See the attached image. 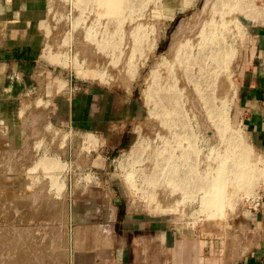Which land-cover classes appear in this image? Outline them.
I'll return each instance as SVG.
<instances>
[{
  "label": "rangeland",
  "instance_id": "obj_1",
  "mask_svg": "<svg viewBox=\"0 0 264 264\" xmlns=\"http://www.w3.org/2000/svg\"><path fill=\"white\" fill-rule=\"evenodd\" d=\"M216 1L126 0L117 18L87 0H34L40 55L25 67L30 78L0 96V264H115L124 258L138 264L141 252L129 231L146 224L165 233L183 229L185 243L195 232L209 243L205 256L212 263L221 240L236 243L264 189V152L235 108L237 62L258 22L260 1L238 0L237 9L236 0ZM212 4L221 5L219 11ZM219 43L227 56L216 65L207 56ZM214 68L222 70L218 77L211 74ZM201 69L211 74L206 84L216 86L203 87L210 108L228 114L221 130L202 104L193 107ZM98 91L134 101V116L121 126L128 143L113 154H107L104 138L82 131L70 113L71 99ZM174 106L195 135L189 156L196 168L183 166L180 175L199 179L182 186L185 198L170 179L172 158L180 161V145L188 144L177 143L185 128L169 121ZM47 160L56 166L48 168ZM242 162L250 168V183L231 172ZM224 167L231 174L227 198L223 208L210 212L205 176L210 182ZM159 253L153 250L151 257Z\"/></svg>",
  "mask_w": 264,
  "mask_h": 264
},
{
  "label": "crops",
  "instance_id": "obj_2",
  "mask_svg": "<svg viewBox=\"0 0 264 264\" xmlns=\"http://www.w3.org/2000/svg\"><path fill=\"white\" fill-rule=\"evenodd\" d=\"M259 1L258 22L252 26L248 47L237 62L235 108L252 141L264 152V0ZM34 3V0H0V96L14 93L20 80L30 78L23 73L25 67L37 62L40 55L36 27L40 15ZM23 64L25 66H21ZM71 101L70 113L75 117V125L104 138L107 154L126 146L128 136L121 126L135 114L132 98L98 91L76 96ZM3 102L1 98L0 103ZM147 225L129 231V235L136 236L132 238L133 245L141 252L138 264H264V189L257 209L246 217L245 230L236 238L235 244L221 240L219 255L214 257L213 263L205 256L211 249L209 243L199 241L195 232L185 243L180 240L183 229L165 233L163 228ZM153 250L161 253L152 258ZM115 264L132 262L124 258Z\"/></svg>",
  "mask_w": 264,
  "mask_h": 264
},
{
  "label": "bare ground",
  "instance_id": "obj_3",
  "mask_svg": "<svg viewBox=\"0 0 264 264\" xmlns=\"http://www.w3.org/2000/svg\"><path fill=\"white\" fill-rule=\"evenodd\" d=\"M87 1H91L92 3H94L96 6H97V8H100V9H102V11L104 12V14L105 15H107L108 17H117V18H119V17H121L122 15H123V12H124V10H125V8H126V0H87ZM187 0H185V2L184 3H188V2H186ZM216 1V0H215ZM223 1V0H222ZM230 1V0H229ZM241 1V0H240ZM189 2H190V0H189ZM218 2H220V1H218ZM218 2L216 1V3L218 4ZM223 2H226V0H224ZM228 2V1H227ZM232 2H235V1H232ZM191 3V2H190ZM190 3H188V4H190ZM228 3H230V2H228ZM241 2H238V0H236V4H234V8H238L239 7V4H240ZM188 4H185V5H188ZM215 4V3H214ZM219 4H222V3H219ZM224 4V6H225V4H227V3H223ZM211 6H213V4L211 5ZM210 6V9L212 10V7ZM219 7L221 6V5H218ZM217 5H215V6H213L214 7V9H215V7L217 8L218 7ZM240 6H241V4H240ZM223 7V6H222ZM236 8V9H237ZM240 8V7H239ZM100 9H99V11H100ZM210 9L208 10V11H210ZM221 9V8H220ZM230 9L232 10V8L230 7L229 8V13L231 12L230 11ZM236 9H235V11H236ZM206 10V9H205ZM216 10V9H215ZM217 10L219 11V9L217 8ZM216 10V11H217ZM102 11H101V13H102ZM234 11V12H235ZM233 12V11H232ZM210 13V12H209ZM212 13H214V11L213 12H211V14ZM218 13V12H217ZM217 34V33H216ZM213 36H214V34H213ZM216 36L217 35H215L214 37L216 38ZM217 38H219V37H217ZM220 39V38H219ZM221 43V42H220ZM220 43L218 44V45H220ZM224 47V46H223ZM223 47H221V45L218 47V48H216V50H213V52H211L208 56H207V58H209V57H211L212 58V60H213V62L216 64V65H218V64H220V58L222 57V59L224 60L225 59V57L227 56V55H225L224 54V52L226 51V50H224V48ZM226 53V52H225ZM180 54V53H179ZM227 54V53H226ZM180 56V55H179ZM233 57V56H232ZM201 61H203V59L202 60H200V61H197V62H201ZM81 67V66H80ZM75 68H77V66L75 67ZM80 69V71H81V68H79ZM79 69H78V72H80L79 71ZM83 69V68H82ZM218 69H220V68H218ZM218 69H216V68H214V73H211L213 76H216V77H218L217 75H219L221 72H222V70L220 71V73H218L219 71H218ZM222 69V68H221ZM77 70V69H76ZM84 70V69H83ZM85 71H86V69H85ZM90 71V70H89ZM201 71H203L202 69H201ZM210 71V70H209ZM77 72V71H76ZM204 72L205 71H203V74H202V72H201V74H202V76L200 77V78H202V81H203V84H202V82L201 81H199L198 79H196L195 80V84H194V89H196V94H197V97H199V98H196V96L194 97V98H196V99H200V103L195 99L194 100V105H193V107L195 106V107H197V108H199V106L198 105H200V104H202V106H204L203 108H204V112H205V114H206V110L209 112V114L208 115H210L209 116V118H210V120L213 122V124L214 123H216L215 124V126H217L218 127V129L219 130H221V128H223V126H225V124H224V122H225V118L228 116V114H227V116L225 117V114H223L222 112H221V110H214V108L212 109V108H210L211 106H210V100L212 101V98H210L209 99V97H208V94L206 93V90H204V88L203 87H205L206 88V85L208 84H206V81L205 80H207L208 78H209V76H211V74H209L208 72L207 73H205L204 74ZM80 74V73H79ZM91 74H92V72H91ZM93 74H94V71H93ZM77 75V74H76ZM82 75V74H81ZM81 75L80 76H78V77H81ZM83 76H84V74H83ZM94 76V75H93ZM90 77H91V75H90ZM215 77V78H216ZM89 78V77H88ZM104 78V77H103ZM91 79H93V78H91ZM95 79H97V78H95ZM98 79H99V77H98ZM85 80V79H84ZM87 80V79H86ZM89 80V79H88ZM104 80V79H103ZM101 81V80H100ZM102 82V81H101ZM211 83V82H210ZM213 83V82H212ZM225 83V82H224ZM215 85V83H213V85H209L208 84V86L210 87V86H214ZM209 87H208V90H212L213 89V87L211 88V89H209ZM214 87H216V86H214ZM224 88H226L225 87V85H224ZM222 89H223V86H222ZM193 91V92H194ZM194 92V93H195ZM209 94H210V92H208ZM195 94V95H196ZM191 95V94H190ZM193 96H194V94H193ZM172 98V103H175L174 102V100H173V97H171ZM175 100H176V98H175ZM178 100V99H177ZM213 103H214V101H213ZM192 104V103H191ZM223 105V104H222ZM222 105H221V107H222ZM201 106V105H200ZM223 106H226L225 104L223 105ZM197 108H195V109H197ZM203 108H201V110H203ZM216 108V107H215ZM225 108V110H226V108H227V106L226 107H224ZM219 109V108H218ZM224 110V109H223ZM224 110V111H225ZM198 111L200 112V110L198 109ZM174 112H176V115L174 114ZM197 112V111H196ZM207 112V113H208ZM228 112V111H227ZM182 111L181 110H179V108H178V106H174L173 107V115L171 116V118H172V120L170 119L169 121L172 123V122H174L175 120L174 119H176L177 121L179 120V121H181L182 122V130H184V128H185V130L182 132V130H180V133L181 134H179L178 136H177V138H176V136H175V138L177 139V143L178 144H180L181 142H183V141H185V140H187L188 142V144H187V148H184L182 145H180L181 146V155H182V158H181V160L179 161H177L175 158H172V157H174V156H172L171 158H172V173H170V179L171 180H173V182H174V184L176 185V188H175V186H174V188L175 189H173V190H175V191H177V185H178V187L180 188V186H181V188H182V186L184 185L185 187H186V185L187 186H189L190 184H191V182L192 183H194L195 182V180L197 181V179H199V178H196V179H194L193 180V177H192V174H190L191 175V177H190V175L188 176V174H187V176H185V177H182L181 175H180V168L181 167H183V166H188V169H189V171H191L192 170V167L194 168L195 167V164H193V163H191V161L193 160V156H192V160L190 159L191 157L189 156L190 154H193V151L195 150V145H193V139H194V137H195V135L193 136V134H192V132L190 133V131L188 130L187 131V128L189 127V128H191V126H190V124L188 123V124H186V122L184 123L183 121H184V119L185 118H183V115H182ZM168 114H169V111H168ZM203 114L204 113H202V116H203ZM187 116V115H186ZM200 116H201V114H200ZM199 116V117H200ZM169 117V116H168ZM178 119H177V118ZM186 118H188V116L186 117ZM203 118H205V115H204V117ZM208 120L209 119H207V121H206V123L208 122ZM201 122H202V124H203V119H202V117H201ZM209 123V122H208ZM201 124V125H202ZM180 125V123L178 124V127H181V126H179ZM209 125H211V122L209 123ZM188 126V127H187ZM204 126H205V128H207L208 127V124H207V126H206V124H204ZM175 127H176V125H175ZM177 127V128H178ZM203 127V126H202ZM176 129V128H175ZM178 130V129H177ZM204 130V129H203ZM206 130V129H205ZM192 131H193V128H192ZM178 132V131H177ZM194 133V132H193ZM177 135V134H176ZM92 137H91V135H90V139H88V141H92V139L94 138V136H93V138L91 139ZM196 140V139H195ZM93 142H94V139H93ZM186 142V141H185ZM0 144H1V142H0ZM137 147V146H136ZM179 147V146H178ZM194 147V148H193ZM235 148H237V145L235 146ZM135 149H137V148H135ZM192 149H194V150H192ZM195 152V151H194ZM173 154H175V153H173ZM5 155V154H4ZM178 158V157H177ZM50 160V159H49ZM49 160H47V162H46V166L48 167V168H53V167H55V166H53L54 165V162H49ZM194 162V161H193ZM192 164V165H191ZM194 165V166H193ZM2 167V166H1ZM196 168V167H195ZM221 169V168H220ZM193 172H194V175L195 174H197L196 173V171H194L193 170ZM192 172V173H193ZM218 172V175L217 176H215V177H212L213 179H211V181L209 182V175L207 176V178H206V176H205V180H206V182H204V184H203V186L204 187H206V189H202L203 188V186H201L200 188H198L199 190H203L204 191V193L206 192L205 190H207V192H206V194H205V196L204 197H206V199H205V205H206V207H207V210L208 211H212V212H215V210H216V212H217V210H218V208H221L222 206H224V201H226L225 199L227 198V196L225 197V189H226V186H227V183H228V181H229V176H231V174L229 173V171H227L226 170V168L224 167V168H222L221 170H219V171H217ZM231 172H234L233 174H234V178H236V180H238V181H241L243 184H244V182H249L250 183V179H251V176H252V174H251V172H250V168L247 166V165H245L243 162L242 163H236V165H235V167H233L232 166V168H231ZM132 173V172H131ZM216 173V172H215ZM129 175V174H128ZM215 175V174H214ZM196 176V175H195ZM198 176V175H197ZM130 177V176H129ZM200 177V176H199ZM190 179H192L191 181H190ZM203 179H204V176H203ZM203 179H202V181H203ZM129 180V178L127 179V181ZM131 180V179H130ZM129 180V181H130ZM188 181H189V183H188ZM200 182H201V180H200ZM240 183V182H239ZM246 183V184H247ZM132 184V183H131ZM196 185H195V187L197 186V182L195 183ZM243 184L241 185L240 184V186L242 187L243 186ZM246 184H245V186H246ZM192 185V184H191ZM193 186H194V184H193ZM190 187V186H189ZM195 187H193V188H195ZM180 188V189H181ZM187 188V187H186ZM192 188V187H191ZM191 189V190H194V189ZM179 189V190H180ZM188 189H190V188H188ZM178 190V191H179ZM183 188H182V191H180L181 193H180V195H179V193H178V195L182 198V197H184L185 198V193L183 192ZM186 190V189H185ZM175 191H173L174 193H175ZM187 191V190H186ZM195 191V190H194ZM172 192V193H173ZM184 194H183V193ZM189 192V191H188ZM191 193L190 194H192V191H190ZM171 193V192H170ZM171 193V194H172ZM173 193V195L175 196L176 194H174ZM194 193V192H193ZM183 194V195H182ZM170 195V194H169ZM169 195H168V197H169ZM185 195V196H184ZM187 195H188V193H187ZM158 196V195H157ZM167 196V195H166ZM165 196V197H166ZM171 196V195H170ZM191 196V195H190ZM190 196H187V198L189 197L190 198ZM152 197V196H151ZM163 197V196H162ZM171 197H173V196H171ZM167 198V197H166ZM183 198V199H184ZM186 198V199H187ZM202 198H203V196H202ZM175 199V198H174ZM174 199H173V201H174ZM178 199V198H177ZM176 199V200H177ZM182 199V200H183ZM161 200H164V199H162L161 198ZM170 200V199H169ZM172 200V199H171ZM175 200V201H176ZM203 200L204 199H202L201 200V202H203ZM166 201V200H165ZM164 201V202H165ZM168 201V200H167ZM177 201H179V200H177ZM178 203V202H177ZM171 203H169V205H170ZM202 204V203H201ZM165 205H167V204H165ZM164 205V206H165ZM172 205V204H171ZM171 205L170 206H168V207H170V208H172L171 207ZM175 205H176V203H175ZM166 207V209L167 210H169V208H167V206H165ZM174 207V209L176 210V208H175V206H173ZM202 207H203V205H202ZM206 207H204V208H206ZM158 208V207H157ZM223 208V207H222ZM157 211V210H156ZM210 211V212H211ZM222 211V210H221ZM220 211V213H222ZM215 212V213H216ZM224 212V211H223ZM205 213L206 212H204V215H205ZM207 214V213H206ZM214 214V213H213ZM207 216H208V214H207ZM213 216V215H212ZM218 216V215H217ZM220 216H221V214H220ZM212 218H214V217H212ZM216 218V217H215ZM220 218V217H219ZM210 219H211V217H210Z\"/></svg>",
  "mask_w": 264,
  "mask_h": 264
}]
</instances>
